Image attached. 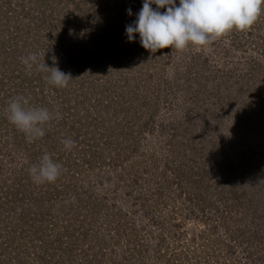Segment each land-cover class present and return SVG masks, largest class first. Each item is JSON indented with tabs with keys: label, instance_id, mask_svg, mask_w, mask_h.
<instances>
[{
	"label": "rangeland",
	"instance_id": "obj_1",
	"mask_svg": "<svg viewBox=\"0 0 264 264\" xmlns=\"http://www.w3.org/2000/svg\"><path fill=\"white\" fill-rule=\"evenodd\" d=\"M142 4L0 0V264H264V11L151 53L125 31ZM18 95L53 114L44 137L7 120ZM45 152L62 174L37 185Z\"/></svg>",
	"mask_w": 264,
	"mask_h": 264
},
{
	"label": "clouds",
	"instance_id": "obj_2",
	"mask_svg": "<svg viewBox=\"0 0 264 264\" xmlns=\"http://www.w3.org/2000/svg\"><path fill=\"white\" fill-rule=\"evenodd\" d=\"M152 5L156 8L153 9ZM264 0H143L136 20L126 26L128 41L139 35L141 46L156 53L171 48L184 51L189 47H205L235 31L249 30L264 11ZM160 9H165L161 12ZM128 15H132L128 9ZM44 58V53H43ZM27 72L33 68L47 72L44 79L56 88L68 86L72 79L58 67L39 63L40 57L30 53L20 58ZM44 60V59H43ZM7 120L23 133L29 142L45 136V126L54 118L46 107L30 106L28 97L18 95L10 99L5 108ZM64 149L71 151L76 145L71 138L62 139ZM32 181L37 185L54 183L62 174V165L45 152L39 162L29 169Z\"/></svg>",
	"mask_w": 264,
	"mask_h": 264
}]
</instances>
